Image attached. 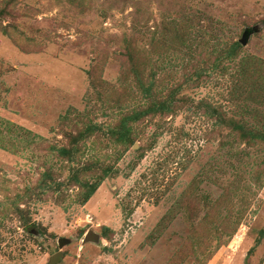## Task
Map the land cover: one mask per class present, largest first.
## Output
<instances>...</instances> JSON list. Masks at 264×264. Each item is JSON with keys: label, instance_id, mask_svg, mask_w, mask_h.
<instances>
[{"label": "rangeland", "instance_id": "1", "mask_svg": "<svg viewBox=\"0 0 264 264\" xmlns=\"http://www.w3.org/2000/svg\"><path fill=\"white\" fill-rule=\"evenodd\" d=\"M0 264H264V0H0Z\"/></svg>", "mask_w": 264, "mask_h": 264}, {"label": "trees", "instance_id": "2", "mask_svg": "<svg viewBox=\"0 0 264 264\" xmlns=\"http://www.w3.org/2000/svg\"><path fill=\"white\" fill-rule=\"evenodd\" d=\"M237 49H238V45H233L231 47L232 54L235 53V51ZM127 131H128V129H127V126H126V122H123L121 124L120 130H119V132L121 133V136H124ZM59 152H60V154L62 156H65V157L69 154V153H67V150L66 149H62ZM111 172L112 171H111L110 168L105 169L104 170L103 177L101 179H99L98 181H96L95 183H92V184H90L88 186L87 194L85 195L84 200H83L84 203L87 202L95 194V192L97 191V189L100 187L103 179L106 178L107 176H109Z\"/></svg>", "mask_w": 264, "mask_h": 264}, {"label": "water", "instance_id": "3", "mask_svg": "<svg viewBox=\"0 0 264 264\" xmlns=\"http://www.w3.org/2000/svg\"><path fill=\"white\" fill-rule=\"evenodd\" d=\"M95 238H96V237L93 235V233H92V232H89V233L86 235L85 239H84V243H86L87 241H91V240H93V239H95ZM63 242H64V240H61L60 243H59V245L62 246V245H63Z\"/></svg>", "mask_w": 264, "mask_h": 264}]
</instances>
